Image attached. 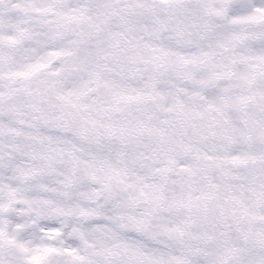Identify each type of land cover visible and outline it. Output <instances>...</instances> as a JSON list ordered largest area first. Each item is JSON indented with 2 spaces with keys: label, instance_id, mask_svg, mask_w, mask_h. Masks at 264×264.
I'll return each mask as SVG.
<instances>
[{
  "label": "snow or ice",
  "instance_id": "6c2138e0",
  "mask_svg": "<svg viewBox=\"0 0 264 264\" xmlns=\"http://www.w3.org/2000/svg\"><path fill=\"white\" fill-rule=\"evenodd\" d=\"M0 264H264V0H0Z\"/></svg>",
  "mask_w": 264,
  "mask_h": 264
}]
</instances>
